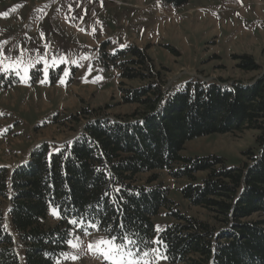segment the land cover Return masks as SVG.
<instances>
[{"label":"trees","instance_id":"trees-1","mask_svg":"<svg viewBox=\"0 0 264 264\" xmlns=\"http://www.w3.org/2000/svg\"><path fill=\"white\" fill-rule=\"evenodd\" d=\"M188 1L162 4L177 8ZM106 44L100 54L107 68L118 67L122 79L146 81L122 88L124 104L135 108L112 115L106 113L111 104L84 107L70 116L81 126L69 141L38 145L16 168L0 166V264H60L74 233L108 237L107 225L119 222L112 199L123 208L124 223L149 238L160 211L175 219L161 233L169 263L264 264V71L249 82L179 77L167 86L150 46L110 52ZM238 59L243 71L262 69L252 55ZM246 129L258 135L239 166L215 154L182 153L189 140ZM163 171L187 179L179 188L183 197L208 209L213 220L183 212L160 181ZM142 174L150 175L143 180ZM80 217L82 226L68 222Z\"/></svg>","mask_w":264,"mask_h":264},{"label":"rangeland","instance_id":"rangeland-1","mask_svg":"<svg viewBox=\"0 0 264 264\" xmlns=\"http://www.w3.org/2000/svg\"><path fill=\"white\" fill-rule=\"evenodd\" d=\"M263 22L264 0H189L177 8L162 0H1L0 50L6 55H0V165L20 164L42 143L69 141L81 126L70 116L84 107L111 104L106 113L112 115L134 110L135 105L124 104L122 88L146 81L122 79L118 67L107 68L100 54L104 42L110 52L131 44L150 46L167 86L179 77L249 82L264 71ZM244 54L262 69L241 70L238 57ZM257 135L246 129L201 136L187 141L182 153L215 154L229 166H239ZM160 181L183 212L213 220L208 209L191 206L183 197L179 188L187 179L163 171ZM165 211L154 218L155 226L175 220ZM252 218L263 219L261 214ZM101 238L107 237L96 230L74 233L70 239L78 247L68 244L66 261L60 264H107L88 248ZM148 259L172 264L151 254Z\"/></svg>","mask_w":264,"mask_h":264},{"label":"snow or ice","instance_id":"snow-or-ice-1","mask_svg":"<svg viewBox=\"0 0 264 264\" xmlns=\"http://www.w3.org/2000/svg\"><path fill=\"white\" fill-rule=\"evenodd\" d=\"M0 55H6V53L0 50ZM37 63H39V61H37ZM45 63L47 62L45 61ZM2 64L3 61L0 60V66H2ZM51 66H56L55 60H53ZM32 67H35V65H32ZM6 70L7 69H5V71ZM16 74L20 75L19 72H17ZM63 82L64 81L61 80V83ZM140 123L143 122L141 121ZM54 151H59V149H55ZM96 171L99 172L101 171V169H96ZM119 191L120 189L117 188L116 192L118 193ZM105 195H108V193H105ZM112 203L114 206H116L117 212L119 213V222L115 225V228H113V225L111 224L107 225L105 231L109 233V236L107 238H101L97 240L95 242V247L90 243L88 245L89 251H93L96 255L102 256L103 259L107 261V264H152V261L148 259L150 254L156 260H167L169 258L167 255L168 245L165 243L161 233L166 231L167 227L169 226H154V235L149 238L146 234L142 235L141 232L126 225L124 223L123 208L119 207V201L116 199H112ZM96 207L99 208L100 205L97 204ZM56 208L58 210L62 209L65 213H67L68 211V209L63 205H56ZM53 214L58 218H63L62 216H60L59 211ZM113 219L117 218L113 217ZM68 222L72 225L82 226L84 221L83 217H80L79 220L77 218H72ZM88 226L97 228V230H99V226L95 222L90 221ZM117 231L119 232V235L115 234V232ZM85 234L87 235L86 229ZM67 244H69L72 248L78 247V243H73L71 239L67 240ZM44 255L48 256L49 253L45 252ZM71 258L76 259L77 257L73 256Z\"/></svg>","mask_w":264,"mask_h":264},{"label":"water","instance_id":"water-1","mask_svg":"<svg viewBox=\"0 0 264 264\" xmlns=\"http://www.w3.org/2000/svg\"><path fill=\"white\" fill-rule=\"evenodd\" d=\"M33 149H34V147L32 148L31 152L29 153V157H28L26 160H24V161H28V160L31 159ZM15 167H17V165H15L14 168H15Z\"/></svg>","mask_w":264,"mask_h":264}]
</instances>
